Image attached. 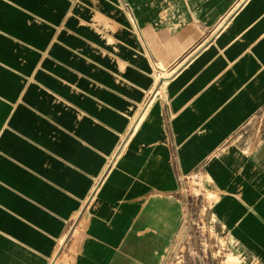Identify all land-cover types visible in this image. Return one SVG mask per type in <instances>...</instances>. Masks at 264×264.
Here are the masks:
<instances>
[{
    "label": "crops",
    "instance_id": "crops-1",
    "mask_svg": "<svg viewBox=\"0 0 264 264\" xmlns=\"http://www.w3.org/2000/svg\"><path fill=\"white\" fill-rule=\"evenodd\" d=\"M192 185L264 264V0H0V264H163Z\"/></svg>",
    "mask_w": 264,
    "mask_h": 264
},
{
    "label": "rangeland",
    "instance_id": "rangeland-1",
    "mask_svg": "<svg viewBox=\"0 0 264 264\" xmlns=\"http://www.w3.org/2000/svg\"><path fill=\"white\" fill-rule=\"evenodd\" d=\"M181 189L188 210L163 264H253L226 249L209 214L211 198L195 185Z\"/></svg>",
    "mask_w": 264,
    "mask_h": 264
}]
</instances>
